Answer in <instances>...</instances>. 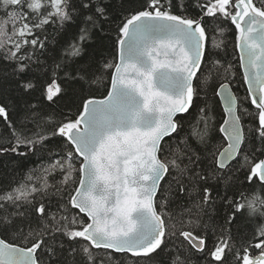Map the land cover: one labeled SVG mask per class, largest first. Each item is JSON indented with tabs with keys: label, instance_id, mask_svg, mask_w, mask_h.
<instances>
[{
	"label": "snow or ice",
	"instance_id": "obj_1",
	"mask_svg": "<svg viewBox=\"0 0 264 264\" xmlns=\"http://www.w3.org/2000/svg\"><path fill=\"white\" fill-rule=\"evenodd\" d=\"M0 168V264H264V0H0Z\"/></svg>",
	"mask_w": 264,
	"mask_h": 264
},
{
	"label": "trees",
	"instance_id": "obj_2",
	"mask_svg": "<svg viewBox=\"0 0 264 264\" xmlns=\"http://www.w3.org/2000/svg\"><path fill=\"white\" fill-rule=\"evenodd\" d=\"M226 32H225V40L227 43V49H226V53L225 51H221L220 55L223 56L225 58V60H227L228 62H231L234 65V71L237 73L236 79L233 82V90L237 92L238 95L243 96L244 92H245V85L242 82V74L243 71L239 66L238 63V53H234L233 52V42H234V38H233V34H232V26L225 24L224 25ZM211 95V93H210ZM218 101V98H214ZM217 113H220V107L217 104ZM34 160L36 158H33ZM4 171L3 168H0V172Z\"/></svg>",
	"mask_w": 264,
	"mask_h": 264
},
{
	"label": "water",
	"instance_id": "obj_3",
	"mask_svg": "<svg viewBox=\"0 0 264 264\" xmlns=\"http://www.w3.org/2000/svg\"><path fill=\"white\" fill-rule=\"evenodd\" d=\"M243 71V70H242Z\"/></svg>",
	"mask_w": 264,
	"mask_h": 264
}]
</instances>
